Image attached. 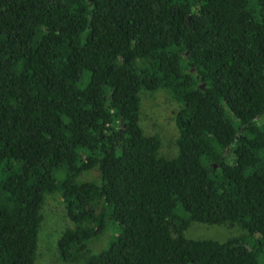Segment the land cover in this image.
<instances>
[{
    "label": "trees",
    "instance_id": "1",
    "mask_svg": "<svg viewBox=\"0 0 264 264\" xmlns=\"http://www.w3.org/2000/svg\"><path fill=\"white\" fill-rule=\"evenodd\" d=\"M160 89L174 159L141 126ZM55 193L64 261L114 221L84 264H264V0H0V264H35ZM193 222L246 235L189 239Z\"/></svg>",
    "mask_w": 264,
    "mask_h": 264
},
{
    "label": "rangeland",
    "instance_id": "2",
    "mask_svg": "<svg viewBox=\"0 0 264 264\" xmlns=\"http://www.w3.org/2000/svg\"><path fill=\"white\" fill-rule=\"evenodd\" d=\"M140 99V121L145 134L160 139V157L174 159L178 155L179 131L176 126V115L180 110V104L165 89L153 93L141 91ZM77 181L79 183L92 181L100 184L101 177L99 172L93 169L82 174ZM41 213L42 222L35 264H84L86 257L107 248L118 235L117 223L110 221L106 235L90 244L91 251L83 252L75 261H64L59 256L57 243L67 229L74 227V223L67 215L61 195L58 193L46 195ZM184 235L189 239H213L225 242L231 238L243 237L246 232L237 224L210 225L193 222ZM260 261L264 262V254L260 257Z\"/></svg>",
    "mask_w": 264,
    "mask_h": 264
}]
</instances>
